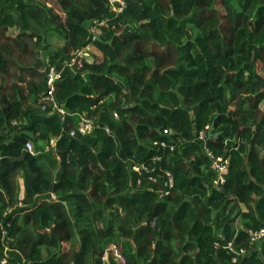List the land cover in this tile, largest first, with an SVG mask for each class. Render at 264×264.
Masks as SVG:
<instances>
[{"label":"trees","instance_id":"trees-1","mask_svg":"<svg viewBox=\"0 0 264 264\" xmlns=\"http://www.w3.org/2000/svg\"><path fill=\"white\" fill-rule=\"evenodd\" d=\"M124 1L0 0V30L45 52L39 78L0 98V261L264 264L249 236L264 226V0ZM86 45L55 83L65 114L43 108L47 65ZM81 114L94 127L70 136ZM212 156H229L218 185Z\"/></svg>","mask_w":264,"mask_h":264},{"label":"built area","instance_id":"built-area-1","mask_svg":"<svg viewBox=\"0 0 264 264\" xmlns=\"http://www.w3.org/2000/svg\"><path fill=\"white\" fill-rule=\"evenodd\" d=\"M109 7L116 13V14H120L123 12L126 4L124 0H107ZM92 32H93V38H95L99 33H100V29L95 26L92 28ZM89 45H86L84 48L78 50L74 56V58L71 59L70 62H65L62 66L58 67L55 64H48L47 65V71H46V91L42 96V102H43V108H45L47 105L50 109V111L52 112H58L60 115H64L65 114V110L64 108L56 101L55 97H54V87H55V83L57 80H59L61 78L63 69L65 67V65L69 64L72 65L75 61H80V58H83L87 61L90 60V51H89ZM113 116L114 117H118V112L114 111L113 112ZM94 127V121L92 118L86 116L85 114H81L79 117V121L77 123V126L75 128H72L69 132L70 136H75L77 134H88L92 131ZM163 133L165 134H169L171 133V130L168 128H164ZM202 137L204 136V134L202 133L201 135ZM51 144H54V139L50 140ZM166 141L165 140H161L160 141V145L162 147L166 146ZM170 148H173V144H170ZM25 147L28 151H30L31 153H33V146L31 141H26L25 142ZM160 157L159 156H155L153 157L152 161L155 162L157 160H159ZM144 166H142L141 168H143ZM228 167H229V156L226 157H222V156H212V169L214 170V172L216 173V176H214L213 178V184L214 185H218L220 183H223L225 180V174L228 171ZM135 170H138L139 167L138 166H134L133 167ZM165 175H166V182L165 185L168 187L166 188L164 191L161 192V195L167 194L169 192V188H171L173 186V175L170 171H165ZM53 198L55 197L54 194L51 195ZM19 206L21 205V203L18 204ZM13 208L9 207L6 209L5 213H10L11 210ZM249 236H250V242L254 243V242H259V241H264V226L257 229V230H250L249 231ZM108 251H111V253L113 254L114 258L117 259L120 262L124 261L122 252L120 250L119 247L115 246V245H110L108 247ZM106 257V254L104 255ZM233 260H235V258H233ZM7 261L6 257H3L0 261V264H5Z\"/></svg>","mask_w":264,"mask_h":264},{"label":"rangeland","instance_id":"rangeland-1","mask_svg":"<svg viewBox=\"0 0 264 264\" xmlns=\"http://www.w3.org/2000/svg\"><path fill=\"white\" fill-rule=\"evenodd\" d=\"M47 4L53 5L51 2ZM217 7H219V3ZM55 9L60 13L57 6H55ZM0 43L3 46V54L8 59L6 77H4L3 82L0 81V98L12 99L14 97L15 86L24 87L27 81L39 78L37 72L29 68L35 65L37 58L45 57V52L43 48L35 46L34 36L22 33L18 27L1 29ZM62 43V39L54 34H46L43 45L47 47H59ZM4 45L9 48V52L4 49Z\"/></svg>","mask_w":264,"mask_h":264},{"label":"water","instance_id":"water-1","mask_svg":"<svg viewBox=\"0 0 264 264\" xmlns=\"http://www.w3.org/2000/svg\"><path fill=\"white\" fill-rule=\"evenodd\" d=\"M212 124H213V122L211 123L210 127L208 128V136H211Z\"/></svg>","mask_w":264,"mask_h":264},{"label":"crops","instance_id":"crops-1","mask_svg":"<svg viewBox=\"0 0 264 264\" xmlns=\"http://www.w3.org/2000/svg\"><path fill=\"white\" fill-rule=\"evenodd\" d=\"M51 6V5H50Z\"/></svg>","mask_w":264,"mask_h":264}]
</instances>
